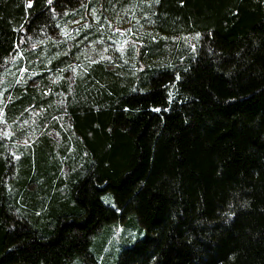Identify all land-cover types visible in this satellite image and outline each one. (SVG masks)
<instances>
[{
  "label": "trees",
  "instance_id": "16d2710c",
  "mask_svg": "<svg viewBox=\"0 0 264 264\" xmlns=\"http://www.w3.org/2000/svg\"><path fill=\"white\" fill-rule=\"evenodd\" d=\"M0 264H264V0H0Z\"/></svg>",
  "mask_w": 264,
  "mask_h": 264
},
{
  "label": "snow or ice",
  "instance_id": "6c2138e0",
  "mask_svg": "<svg viewBox=\"0 0 264 264\" xmlns=\"http://www.w3.org/2000/svg\"><path fill=\"white\" fill-rule=\"evenodd\" d=\"M31 5L29 4V7H30Z\"/></svg>",
  "mask_w": 264,
  "mask_h": 264
},
{
  "label": "rangeland",
  "instance_id": "374dc122",
  "mask_svg": "<svg viewBox=\"0 0 264 264\" xmlns=\"http://www.w3.org/2000/svg\"><path fill=\"white\" fill-rule=\"evenodd\" d=\"M134 240V239H133Z\"/></svg>",
  "mask_w": 264,
  "mask_h": 264
}]
</instances>
